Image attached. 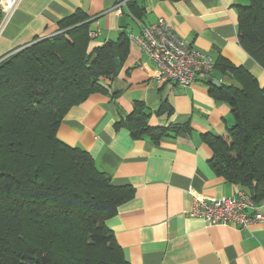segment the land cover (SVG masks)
<instances>
[{
  "label": "trees",
  "instance_id": "16d2710c",
  "mask_svg": "<svg viewBox=\"0 0 264 264\" xmlns=\"http://www.w3.org/2000/svg\"><path fill=\"white\" fill-rule=\"evenodd\" d=\"M172 3L191 0H162ZM144 0H128L124 15L142 20ZM237 42L264 69V0L239 5ZM89 17L63 19L59 34L0 60V264H129L106 222L133 198L115 186L90 154L57 137L67 111L93 94H105L129 54V31L91 51ZM214 74L229 84L204 80L209 94L229 106L233 123L219 136H201L211 150L209 167L225 182L245 188L264 204V86L221 55ZM167 104L157 111L171 113ZM141 101L116 127L154 144L188 125L150 127ZM264 208V207H263Z\"/></svg>",
  "mask_w": 264,
  "mask_h": 264
},
{
  "label": "crops",
  "instance_id": "0c3cea01",
  "mask_svg": "<svg viewBox=\"0 0 264 264\" xmlns=\"http://www.w3.org/2000/svg\"><path fill=\"white\" fill-rule=\"evenodd\" d=\"M118 1L20 0L0 33V60L61 33V21L79 10L92 21L90 27L102 20L97 33L89 32L88 51L115 41L121 30L120 17L126 16L109 12ZM247 3L144 0L142 20L126 16L129 24L125 29L134 35L133 25L139 33L163 18L193 49L211 57L221 55L263 87L264 69L237 42L236 8ZM155 73L154 63L130 41L123 68L105 82L107 93L93 94L70 108L57 129V137L86 150L113 185L133 189V198L119 206L106 222L107 228L129 264H264V221L243 229L211 226L188 216L193 197L220 199L245 191L213 173L211 150L201 138L207 133L220 136L231 125L229 106L209 94L205 79L199 77L189 87L158 85ZM213 80L219 85L230 82L215 74ZM134 101L144 103L150 127L188 125L190 133H172L157 144L147 137L131 138L126 127L116 125L132 111ZM166 104L171 113L157 114Z\"/></svg>",
  "mask_w": 264,
  "mask_h": 264
},
{
  "label": "built area",
  "instance_id": "2783aa9c",
  "mask_svg": "<svg viewBox=\"0 0 264 264\" xmlns=\"http://www.w3.org/2000/svg\"><path fill=\"white\" fill-rule=\"evenodd\" d=\"M19 1L0 0V33ZM129 39L154 63L157 69L154 80L158 85L172 83L189 87L200 76H209L214 68L211 56L193 49L163 18L142 27L136 36L130 34ZM263 207L264 204L255 203L246 191H238L220 199L193 197L188 216L211 226L234 225L245 229L264 221Z\"/></svg>",
  "mask_w": 264,
  "mask_h": 264
},
{
  "label": "rangeland",
  "instance_id": "374dc122",
  "mask_svg": "<svg viewBox=\"0 0 264 264\" xmlns=\"http://www.w3.org/2000/svg\"><path fill=\"white\" fill-rule=\"evenodd\" d=\"M128 0H119L118 2H116L115 4H114V6L110 9V11L109 12H113V13H116L117 15H120V14H123V9L126 7V2H127ZM127 16V15H126ZM126 16H121L120 18V26L122 27V28H124V27H126V26H128V24H129V19L126 17ZM132 18H134V17H132ZM135 19V18H134ZM158 19H161V18H158ZM157 19V20H158ZM156 20V21H157ZM155 21V22H156ZM88 22H92L91 20H88ZM152 23H154V22H152ZM152 23H150V24H152ZM149 24V25H150ZM101 25H102V20L101 21H99L98 23H96V24H93L92 25V27H90V31L91 32H93V33H97V31H96V29L97 28H100L101 27ZM92 28V29H91ZM136 26H134L133 25V27H132V29H133V33L132 34H134L135 36L136 35H138L139 33L138 32H136L135 30H136ZM135 31V32H134ZM90 34V33H89ZM117 34H118V32H117ZM47 38H49V37H47ZM142 51V50H141ZM203 53V52H202ZM208 55V54H207ZM210 56V55H209ZM211 59L213 60V57H211ZM213 67H214V63H213ZM214 70V69H213ZM213 70H212V72H213ZM156 72H157V69H156ZM212 72L209 74V76H207V77H203V76H200V78L201 79H205L206 81H207V78L208 77H210V75L212 74ZM156 74V73H155ZM153 79H154V77H153ZM194 83H196V82H193V84ZM164 84V83H163ZM170 84H172V83H170ZM178 86V85H177ZM230 123L232 124L233 123V118H232V116H231V118H230Z\"/></svg>",
  "mask_w": 264,
  "mask_h": 264
},
{
  "label": "water",
  "instance_id": "95a60500",
  "mask_svg": "<svg viewBox=\"0 0 264 264\" xmlns=\"http://www.w3.org/2000/svg\"><path fill=\"white\" fill-rule=\"evenodd\" d=\"M207 81L210 82L216 88H218L220 86L219 83L216 80H213L211 77H208Z\"/></svg>",
  "mask_w": 264,
  "mask_h": 264
}]
</instances>
